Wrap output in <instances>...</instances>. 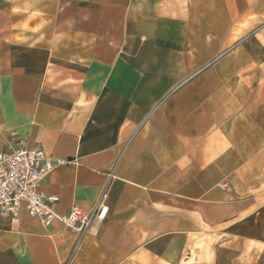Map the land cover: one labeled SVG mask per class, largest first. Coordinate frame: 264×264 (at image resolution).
<instances>
[{
  "label": "crops",
  "instance_id": "0c3cea01",
  "mask_svg": "<svg viewBox=\"0 0 264 264\" xmlns=\"http://www.w3.org/2000/svg\"><path fill=\"white\" fill-rule=\"evenodd\" d=\"M80 235L0 216V264H264V0H0V152Z\"/></svg>",
  "mask_w": 264,
  "mask_h": 264
},
{
  "label": "built area",
  "instance_id": "2783aa9c",
  "mask_svg": "<svg viewBox=\"0 0 264 264\" xmlns=\"http://www.w3.org/2000/svg\"><path fill=\"white\" fill-rule=\"evenodd\" d=\"M68 160L47 155L41 148L21 145L0 152V216L16 219L22 209L45 225L59 221L75 233L84 235L94 224L106 220L109 192L103 191L91 211L73 206L66 214L57 210L58 196L41 191V183L56 167Z\"/></svg>",
  "mask_w": 264,
  "mask_h": 264
}]
</instances>
